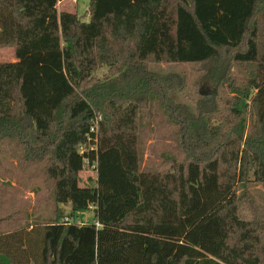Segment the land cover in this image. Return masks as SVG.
Listing matches in <instances>:
<instances>
[{
  "label": "trees",
  "instance_id": "obj_1",
  "mask_svg": "<svg viewBox=\"0 0 264 264\" xmlns=\"http://www.w3.org/2000/svg\"><path fill=\"white\" fill-rule=\"evenodd\" d=\"M59 1L0 0L14 56L0 62V139L57 206L54 222L0 235V264H264V220L237 207L238 186L264 184V0H89L87 22ZM159 64L198 66L217 95L177 102L186 79ZM157 106L175 154L145 171L140 124Z\"/></svg>",
  "mask_w": 264,
  "mask_h": 264
},
{
  "label": "rangeland",
  "instance_id": "obj_2",
  "mask_svg": "<svg viewBox=\"0 0 264 264\" xmlns=\"http://www.w3.org/2000/svg\"><path fill=\"white\" fill-rule=\"evenodd\" d=\"M88 6L89 0H67V2H60L57 5L58 10L76 9L77 15L84 22L88 21V17L85 16ZM259 23V47L264 50L263 21L260 19ZM232 54V50L223 49L219 61L224 65L229 64ZM13 58L12 49H0V62H11ZM151 66L158 72H175L185 77L184 88L170 93L177 102L194 107L197 94L217 95V89H215L213 81L209 79L210 76L198 78V66L188 64ZM92 77L103 83L110 77V73L105 66H99ZM155 109L156 112L153 114L144 113L140 124L142 128L139 144L140 166L145 171L164 169L166 157L175 154L174 131L169 127L170 124L166 123V118L158 106ZM213 122L217 123V121ZM79 176L80 183L83 185L95 183L96 173L92 166L85 164ZM237 194L239 196L238 214L241 219L264 220V184L248 183L245 188L238 186ZM60 208L64 214L69 213L68 206ZM56 209L52 192L44 188L39 170L34 167L23 169L20 161V149L16 143L12 140L0 139V235L54 222L57 219ZM77 217L80 224L93 222L91 211Z\"/></svg>",
  "mask_w": 264,
  "mask_h": 264
},
{
  "label": "crops",
  "instance_id": "obj_3",
  "mask_svg": "<svg viewBox=\"0 0 264 264\" xmlns=\"http://www.w3.org/2000/svg\"><path fill=\"white\" fill-rule=\"evenodd\" d=\"M60 2H67V0H61V1H59L58 3L60 4ZM57 5H58V4H57ZM57 9H58V7H57ZM62 10L70 11V12H76V9H74V10H72V9H70V10L62 9ZM12 61H14V58H13Z\"/></svg>",
  "mask_w": 264,
  "mask_h": 264
},
{
  "label": "built area",
  "instance_id": "obj_4",
  "mask_svg": "<svg viewBox=\"0 0 264 264\" xmlns=\"http://www.w3.org/2000/svg\"><path fill=\"white\" fill-rule=\"evenodd\" d=\"M72 221V220H71Z\"/></svg>",
  "mask_w": 264,
  "mask_h": 264
}]
</instances>
